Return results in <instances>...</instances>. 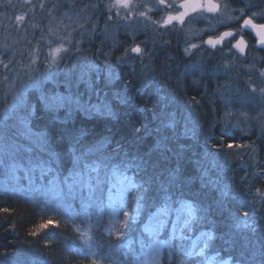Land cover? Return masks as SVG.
I'll return each instance as SVG.
<instances>
[{
    "label": "trees",
    "instance_id": "16d2710c",
    "mask_svg": "<svg viewBox=\"0 0 264 264\" xmlns=\"http://www.w3.org/2000/svg\"><path fill=\"white\" fill-rule=\"evenodd\" d=\"M172 55L175 69L170 74L182 84L175 95L201 101L190 133L181 131V126L186 127L182 116L174 122L167 114L166 86H145L142 78L134 79L126 68L111 86L103 87V76L95 83L90 73V88L77 87L81 100L106 103L108 111L46 106L36 91L28 92L32 107L28 127L42 134L39 139L46 163L38 159L28 175L18 172L15 179L0 178V264H124L135 257L148 240L139 228L124 222V210L118 209L114 222L108 224L103 202L89 198L85 207L78 198L89 197L90 192L76 187L73 196L65 184V178L83 170L85 163L102 173L114 166L125 169L133 160L141 167H127L126 171L143 187L128 191V210L134 211L132 205L137 207V197L143 195L142 206L136 208L141 221L169 196L170 215L181 203L195 209V231L205 230L211 236L207 255L229 257L236 264H264V222L254 229L235 226L240 213L264 220V207L256 210L257 193L264 190V136L256 138L252 130L237 127L228 131L221 126L220 111L215 109L212 114L204 103V79L199 80L195 70L184 71L177 50ZM154 58L164 60L163 54ZM173 85L170 81L169 94ZM112 91L118 94L109 98ZM176 112L187 116L184 110ZM101 141H105L104 147L96 151L95 145ZM72 148L82 156L78 165ZM54 179L58 187L50 186ZM61 190L62 195H57ZM46 221L52 223L39 229ZM190 240L171 237L170 249L163 250L158 264H181L186 256L190 264H197L202 256L189 255Z\"/></svg>",
    "mask_w": 264,
    "mask_h": 264
},
{
    "label": "rangeland",
    "instance_id": "374dc122",
    "mask_svg": "<svg viewBox=\"0 0 264 264\" xmlns=\"http://www.w3.org/2000/svg\"><path fill=\"white\" fill-rule=\"evenodd\" d=\"M178 1L166 0V8L170 11L175 8L172 4ZM215 1L219 3L216 12L190 10L183 21L178 20L174 27L167 29L170 40L176 44L171 50L180 53L184 71L195 70L199 80L204 79L202 85L207 92L203 95L207 97L204 103L211 108L212 114L215 109L220 111L218 121L222 122L221 126L228 131L237 127L254 131V137L259 138L264 136V50L261 54L251 48L246 61H242L228 56L224 48L209 49L205 46V38L209 33H217L239 21L245 13H253L264 20V0ZM161 6L159 0H130L128 7L117 5L116 0H0L1 179H15L18 172L26 176L35 168L38 159L43 163L47 156L39 135L28 131V116L32 110L27 99L30 90L36 91L40 99L44 97L46 106H58V102L53 103L47 98L61 94L70 95L73 101L79 100V106L75 102H65L63 107L89 112L108 111L104 108L106 103L81 100L77 94L79 85L90 88V73L94 74L95 83H99L103 76V87L111 86L123 68L132 71L134 79L142 78L145 86H166L163 95L167 114L174 122H178L179 116L184 118L182 125L186 127L181 126L182 133L192 131L190 127L198 117L200 99L175 95L182 84L180 78L169 71L175 69L174 57H165L163 62L154 58L165 48L161 45L159 31L169 11L166 16L163 11L159 14ZM17 16L24 18L17 21ZM137 46L141 51L134 54L131 49ZM68 67H73V71ZM159 79L161 83H158ZM170 81L174 84L171 94L168 93ZM208 85L212 87L210 90ZM117 94L112 91L107 95L111 98ZM216 105L219 107L215 108ZM176 109L184 110L187 116L177 114ZM89 175L93 177L94 192L89 197L80 196L78 201L85 205L89 204V198L103 202L108 224L114 222L118 209H123L128 213L127 217L123 215L124 222L139 228L148 240L140 252L124 264H158L163 250L170 249L171 237L191 239L189 255L202 256L197 264H220L221 261L236 264L229 257L206 254L207 241L211 237L209 232L195 231L192 222L190 227H182L184 220L188 219L189 204H179L172 211L173 215L166 217L168 223L164 231L150 235L143 230L144 226L154 227L165 216L156 210L141 221L135 204L132 205L134 211L128 210L127 195L133 189L125 178H132L128 171L114 166L99 173L102 183L98 189V186L94 187L97 175ZM262 184L264 188V182ZM83 189L89 194L87 187ZM257 200L256 210L262 211L264 190H259ZM247 215H237V228L254 229L260 221L264 222ZM188 258L181 259V264H190Z\"/></svg>",
    "mask_w": 264,
    "mask_h": 264
},
{
    "label": "snow or ice",
    "instance_id": "6c2138e0",
    "mask_svg": "<svg viewBox=\"0 0 264 264\" xmlns=\"http://www.w3.org/2000/svg\"><path fill=\"white\" fill-rule=\"evenodd\" d=\"M129 2L130 0H116V4L121 6V7H128L129 6ZM160 4L163 5L165 3V0H159ZM180 8L184 9V11L179 12L176 16H169L167 18V20L165 21V23H171L173 20H180L183 21L184 17L188 15L189 10L195 12L198 9H206L208 12H215L217 10V5L214 4L212 2V0H184L183 3H181L179 5ZM23 16H17L16 19L17 21H21L23 20ZM243 26H251L255 31L256 34L260 37V40L258 41L261 45H264V24H254L253 21L251 19H245L243 22ZM233 33L232 32H224L222 34V36L220 37V40H222L225 37H232ZM220 40H213L212 37H209L208 40L205 42L213 47H215V45L217 43L220 42ZM243 43V40L238 41L237 44L235 45L237 48L240 49L241 52L244 51V49L241 47V44ZM132 52H136L139 53L141 51V49L137 46V47H133ZM49 67H51V65H49ZM42 101L45 100L44 97H41ZM49 100H51L53 103L58 102V106L59 107H63L65 102L68 103H73L75 102L77 104V106H79V100L76 99L75 101H73V98L69 95L67 97L61 95V94H56L55 96L49 97L47 98ZM26 124V121H25ZM29 132H31V129H28ZM38 135H42V134H38ZM105 141H101L99 142L97 145H95V150L99 151L100 149H102L104 147ZM232 145H229V147H231ZM92 149H89V151H91ZM72 154H73V158L75 163L78 165L80 163V161L82 160V156L77 155L76 154V149L72 148ZM135 166L137 168L141 167V163L136 162L135 160L133 161H129L128 164L125 166V170L127 169V167H132ZM103 167L108 168V165H103ZM49 171H51V169H49ZM113 174H115L116 169L113 168ZM89 172H96L97 176L95 177L96 180V184L99 185L102 183V180L99 176V171H98V167L96 166H92L89 165L87 163L84 164L83 166V170H75L71 173L70 177H66L65 178V184L69 189V192L74 196L75 192H74V188L79 187V188H85L87 187L90 191V193L93 191V186H92V179L93 177H91L89 175ZM128 181H129V187L133 188V189H139L141 187H143V184H137L135 182L132 181V178H128L125 177ZM71 180V182H69ZM49 184H56V186L58 187V182L54 179L53 181H49ZM145 192L147 191V189H144ZM57 195H62V190L57 192ZM144 196L143 195H138L137 197V209H139L142 205H141V201H143ZM88 205H85V207H87ZM184 205L182 204V207ZM187 207L189 208V214H188V219L184 220V223L182 225V227H190L191 226V222L193 220H195L196 217V211L194 208H192L191 205H187ZM171 209V198L169 196H165L163 198V203L162 206L158 209V212L163 213L165 216V219H161L159 220L158 224L154 227H150L149 225H145L144 226V231L148 232L150 235L153 233H158V232H162L164 231L165 225L168 223L167 220V216L169 214V211ZM124 216L127 217L128 213L125 212ZM152 217H149V220L151 221ZM52 223V221H46L42 224H40L38 226L39 229H43L45 227H48L50 224ZM35 234V233H34ZM117 235H119V233H117ZM220 264H225V262L221 261Z\"/></svg>",
    "mask_w": 264,
    "mask_h": 264
},
{
    "label": "flooded vegetation",
    "instance_id": "af4514ba",
    "mask_svg": "<svg viewBox=\"0 0 264 264\" xmlns=\"http://www.w3.org/2000/svg\"><path fill=\"white\" fill-rule=\"evenodd\" d=\"M183 2H184V0H179L175 4H172V5H175V8H171L169 11L166 8V0H165V3L160 8L161 11L159 12V14H161L163 11V13L166 16L167 12L169 11L168 17L169 16H176L179 12L184 11V9L179 7V5ZM212 2L217 5V10H218L219 9V3L216 2L215 0H212ZM172 10L176 11V13H172L171 12ZM245 19H251L253 21V23L257 24V25L264 24V20L257 17V15H254L253 13H245L242 16V18H240L239 21L235 22L234 24H231L229 26H226L223 29H220L217 33H213V34L209 33L208 34L209 36L207 38H205V42L207 41V39L209 37H212L213 40H220V37L222 36V34L224 32H232L233 33L232 37L223 38L222 40H220L219 43H217L215 45V47H213L207 43H205V46H207L209 49H212V50H215L216 48H224V50L229 53L228 56H230L234 59H240L242 61H246L251 48L253 51H257L258 53L262 54V52L264 50V45H261L258 42L260 40V37L256 34V31L251 26H243V22ZM165 21L160 26V31H159V37L161 38L160 40H161V42H163L161 45H162V47H165V48L163 50H159L158 54H160V55L163 54V58H164L163 61H165V57H173L172 56V50H170V49L176 48V44L172 40H170V37L167 34V29L170 28L171 26L174 27V24H176V22H178V20H173L171 23H167V24L165 23ZM175 40L176 39H174V41ZM241 40H243V44H244V51L242 53H240L235 48L236 47L235 45L237 44V42L241 41ZM166 48H168V49L166 50ZM134 54H137V53L134 52ZM153 57H154V55H153ZM148 59L149 60L151 59L150 55H149ZM263 73H264V68H263Z\"/></svg>",
    "mask_w": 264,
    "mask_h": 264
},
{
    "label": "water",
    "instance_id": "95a60500",
    "mask_svg": "<svg viewBox=\"0 0 264 264\" xmlns=\"http://www.w3.org/2000/svg\"><path fill=\"white\" fill-rule=\"evenodd\" d=\"M208 40V39H207ZM241 47L244 49V44L242 43L241 44ZM240 53H242L241 51H240V49L239 48H237V47H235Z\"/></svg>",
    "mask_w": 264,
    "mask_h": 264
}]
</instances>
